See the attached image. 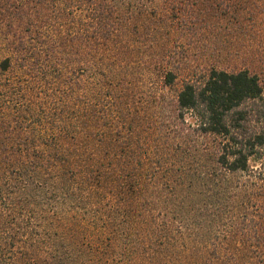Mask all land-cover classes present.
Instances as JSON below:
<instances>
[{
	"label": "trees",
	"instance_id": "1",
	"mask_svg": "<svg viewBox=\"0 0 264 264\" xmlns=\"http://www.w3.org/2000/svg\"><path fill=\"white\" fill-rule=\"evenodd\" d=\"M248 17L264 0H0V264H264L260 81L194 60Z\"/></svg>",
	"mask_w": 264,
	"mask_h": 264
},
{
	"label": "rangeland",
	"instance_id": "2",
	"mask_svg": "<svg viewBox=\"0 0 264 264\" xmlns=\"http://www.w3.org/2000/svg\"><path fill=\"white\" fill-rule=\"evenodd\" d=\"M248 18L253 19V21L247 19L248 29L244 32V34H240V38H243L242 43L237 42L238 44H234V47L231 46L232 48H227V46L221 47L220 45H217L216 48H214V54L210 57L198 59L200 56L198 57V54H196L194 57V60L196 61L195 65H200V67L203 68L204 66H207V64L214 63L217 67L219 66L228 70L244 68L249 69L250 73L257 74L264 96V17ZM214 31L216 34H207L206 38L216 37L221 42L224 41V39L229 42L234 37V35H236L235 32L226 29ZM201 36L202 35L199 34L196 35L194 41H198V43L192 45L193 49L191 50L199 52L203 50L202 48L206 47L203 40L201 39ZM214 44L216 45V43ZM241 45H244V48L241 47ZM187 47L188 46L186 45L185 49ZM208 51L211 52V49H208ZM177 88H179V85L172 88L171 90H168L166 92V96L174 94ZM251 165L253 167H257L259 164L255 162V160H252Z\"/></svg>",
	"mask_w": 264,
	"mask_h": 264
}]
</instances>
